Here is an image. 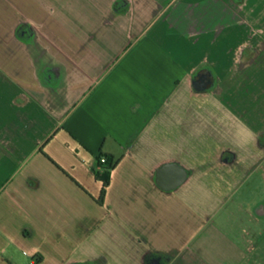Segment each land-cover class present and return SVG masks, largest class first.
<instances>
[{
	"label": "crops",
	"instance_id": "0c3cea01",
	"mask_svg": "<svg viewBox=\"0 0 264 264\" xmlns=\"http://www.w3.org/2000/svg\"><path fill=\"white\" fill-rule=\"evenodd\" d=\"M257 175L264 0H0V264H262Z\"/></svg>",
	"mask_w": 264,
	"mask_h": 264
},
{
	"label": "rangeland",
	"instance_id": "374dc122",
	"mask_svg": "<svg viewBox=\"0 0 264 264\" xmlns=\"http://www.w3.org/2000/svg\"><path fill=\"white\" fill-rule=\"evenodd\" d=\"M241 198L243 199L247 210L256 209L259 206H262L264 209V178H260L259 175L254 176L250 180L247 187L242 191ZM259 219V225L256 226L253 220L247 218L245 224L240 225V230L245 229L248 233L247 235H250L253 230L258 229V232L263 233L264 236V215L260 216ZM257 244L259 250H261L262 252L261 254L264 255V237L261 239H259L258 237ZM26 260L28 261L29 259H27L26 256H24L22 253H20L18 261L20 263H25ZM262 260V264H264V258H262Z\"/></svg>",
	"mask_w": 264,
	"mask_h": 264
},
{
	"label": "trees",
	"instance_id": "16d2710c",
	"mask_svg": "<svg viewBox=\"0 0 264 264\" xmlns=\"http://www.w3.org/2000/svg\"><path fill=\"white\" fill-rule=\"evenodd\" d=\"M120 158H115L113 155L104 154L102 151L97 157V165L94 171L95 179L102 182V189L97 202L100 205L104 204L107 194V189L111 183V175L113 170L117 167Z\"/></svg>",
	"mask_w": 264,
	"mask_h": 264
},
{
	"label": "water",
	"instance_id": "95a60500",
	"mask_svg": "<svg viewBox=\"0 0 264 264\" xmlns=\"http://www.w3.org/2000/svg\"><path fill=\"white\" fill-rule=\"evenodd\" d=\"M205 78H207V77L204 75L203 77H200L199 79L194 80V83H193L194 88L197 91H205L206 90L207 82L205 81ZM169 168H173L172 170H175V174L168 179V183H167V186L165 185V189L172 190V189L177 188L179 185H181L183 183V181L186 178V174L181 168H179L177 166H173V165L166 166L165 168H163V170H165V169L169 170Z\"/></svg>",
	"mask_w": 264,
	"mask_h": 264
},
{
	"label": "flooded vegetation",
	"instance_id": "af4514ba",
	"mask_svg": "<svg viewBox=\"0 0 264 264\" xmlns=\"http://www.w3.org/2000/svg\"><path fill=\"white\" fill-rule=\"evenodd\" d=\"M204 75H206V74H200L199 76H198V79L200 78V77H203ZM207 77V76H206ZM205 81L208 83V79L207 78H205ZM263 209V207L262 206H259L258 207V210H259V212L261 211ZM264 236H263V233H259V239H261V238H263Z\"/></svg>",
	"mask_w": 264,
	"mask_h": 264
}]
</instances>
